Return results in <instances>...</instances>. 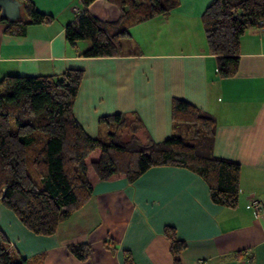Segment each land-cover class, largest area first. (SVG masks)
I'll return each mask as SVG.
<instances>
[{"label": "crops", "instance_id": "1", "mask_svg": "<svg viewBox=\"0 0 264 264\" xmlns=\"http://www.w3.org/2000/svg\"><path fill=\"white\" fill-rule=\"evenodd\" d=\"M17 1L23 15L24 0ZM27 1L53 20L27 26L24 36L5 32L10 21L0 22V79L82 70L72 114L91 138L115 127L99 124L100 117L123 114L140 121L137 137L160 143L174 134L172 100L186 101L215 120L213 155L239 164L238 193L235 207H222L197 174L154 167L132 183L98 182L50 236L33 234L0 203L5 249L29 264H126V252L131 264H174L163 235L170 226L185 242L180 264H264V215L249 205L253 198L264 202V25L244 31L237 71L221 79L201 23L212 0H176L167 15L129 27L118 56L94 58L81 56L88 41L71 45L64 37L78 0ZM87 10L104 23L119 16L105 0ZM78 244L90 249L84 261L69 252Z\"/></svg>", "mask_w": 264, "mask_h": 264}, {"label": "trees", "instance_id": "2", "mask_svg": "<svg viewBox=\"0 0 264 264\" xmlns=\"http://www.w3.org/2000/svg\"><path fill=\"white\" fill-rule=\"evenodd\" d=\"M78 1L81 9L65 26L64 37L71 45L88 41L81 56L91 58L118 56L129 27L165 16L177 6L176 0H105L117 8L119 16L115 22L104 23L87 10L96 0ZM22 10L27 20L8 22L5 32L24 36L27 26L53 20L27 0ZM201 23L208 50L216 57L219 78L230 79L237 71L241 35L264 25V0H212ZM82 76V70L67 69L57 77L8 75L0 79V203L27 230L50 236L89 199L98 182L124 179L132 183L150 168L163 166L197 174L207 184L214 204L235 207L240 167L213 155L216 123L209 114L173 99L174 134L160 143L137 137L140 121L123 114L98 119L99 124H115L108 141L91 138L72 114ZM131 117L135 123H129ZM121 131L130 136L127 142L117 139ZM163 235L174 264H180L177 257L185 242L177 239L170 226L164 227ZM6 243L0 230V264H29L15 251L6 250ZM68 249L79 261L90 253L84 244ZM128 261L131 257L126 252L125 262L131 264Z\"/></svg>", "mask_w": 264, "mask_h": 264}, {"label": "water", "instance_id": "3", "mask_svg": "<svg viewBox=\"0 0 264 264\" xmlns=\"http://www.w3.org/2000/svg\"><path fill=\"white\" fill-rule=\"evenodd\" d=\"M0 17L6 21H26L27 16L21 13V4L17 0H0Z\"/></svg>", "mask_w": 264, "mask_h": 264}, {"label": "built area", "instance_id": "4", "mask_svg": "<svg viewBox=\"0 0 264 264\" xmlns=\"http://www.w3.org/2000/svg\"><path fill=\"white\" fill-rule=\"evenodd\" d=\"M249 205L256 214L264 215V202L263 201L253 198L250 200Z\"/></svg>", "mask_w": 264, "mask_h": 264}, {"label": "rangeland", "instance_id": "5", "mask_svg": "<svg viewBox=\"0 0 264 264\" xmlns=\"http://www.w3.org/2000/svg\"><path fill=\"white\" fill-rule=\"evenodd\" d=\"M134 128H135V125L132 127V129H134ZM101 138H102L101 140L108 141L107 135L101 136ZM117 139L122 141V142H127L130 139V136L126 133V131H121V135L119 137H117Z\"/></svg>", "mask_w": 264, "mask_h": 264}]
</instances>
